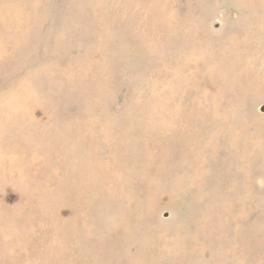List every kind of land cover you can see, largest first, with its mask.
<instances>
[{
  "label": "rangeland",
  "instance_id": "rangeland-1",
  "mask_svg": "<svg viewBox=\"0 0 264 264\" xmlns=\"http://www.w3.org/2000/svg\"><path fill=\"white\" fill-rule=\"evenodd\" d=\"M263 106L264 0H0V264H264Z\"/></svg>",
  "mask_w": 264,
  "mask_h": 264
},
{
  "label": "water",
  "instance_id": "water-1",
  "mask_svg": "<svg viewBox=\"0 0 264 264\" xmlns=\"http://www.w3.org/2000/svg\"><path fill=\"white\" fill-rule=\"evenodd\" d=\"M260 111H261L262 113H264V106L260 109ZM165 217H167V216H165Z\"/></svg>",
  "mask_w": 264,
  "mask_h": 264
}]
</instances>
